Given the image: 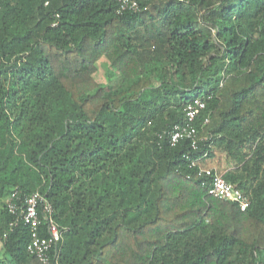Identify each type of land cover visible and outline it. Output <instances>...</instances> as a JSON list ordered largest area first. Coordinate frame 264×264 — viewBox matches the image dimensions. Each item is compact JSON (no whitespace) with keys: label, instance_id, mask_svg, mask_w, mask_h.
Here are the masks:
<instances>
[{"label":"trees","instance_id":"obj_1","mask_svg":"<svg viewBox=\"0 0 264 264\" xmlns=\"http://www.w3.org/2000/svg\"><path fill=\"white\" fill-rule=\"evenodd\" d=\"M140 3L119 13L115 0H0V242L10 264H42L27 250L30 227L9 229L15 188L52 203L59 264H264V0ZM196 96L207 102L195 121L206 139L173 146ZM220 143L246 211L209 194L185 158L208 165Z\"/></svg>","mask_w":264,"mask_h":264},{"label":"built area","instance_id":"obj_2","mask_svg":"<svg viewBox=\"0 0 264 264\" xmlns=\"http://www.w3.org/2000/svg\"><path fill=\"white\" fill-rule=\"evenodd\" d=\"M118 4V12L123 13L128 10H140L141 0H115ZM55 25V24H54ZM207 107V102L203 97L196 96L189 100L186 106V121L174 124L170 132L171 144L174 146L181 140L188 139L191 148H199V143L206 139L200 137L195 121L200 117L202 111ZM209 121V117L205 122ZM207 156V153L204 154ZM191 168L197 169L198 176L204 177V182L209 183V194L220 199L236 202L242 211H246L251 200L240 188L228 182L224 173L216 167L203 163L201 158H193L186 154ZM6 205L13 219L9 224L12 230L20 223L28 225L31 230V238L27 250L37 256L42 264L58 263V257L62 249L64 232L55 219L54 207L45 194L39 189L29 194L22 195V191L15 188L6 199ZM45 222L46 235H42L41 225Z\"/></svg>","mask_w":264,"mask_h":264},{"label":"crops","instance_id":"obj_3","mask_svg":"<svg viewBox=\"0 0 264 264\" xmlns=\"http://www.w3.org/2000/svg\"><path fill=\"white\" fill-rule=\"evenodd\" d=\"M234 163L235 161L233 160V157L230 155V153L226 152L223 149L220 150L219 154H216L207 160V164L209 166L216 167L219 171L223 172L224 174L228 172L229 170L237 168V166H235ZM0 243H1L0 250L2 251L4 257H6L3 243L2 242ZM0 263H1V259H0Z\"/></svg>","mask_w":264,"mask_h":264},{"label":"rangeland","instance_id":"obj_4","mask_svg":"<svg viewBox=\"0 0 264 264\" xmlns=\"http://www.w3.org/2000/svg\"><path fill=\"white\" fill-rule=\"evenodd\" d=\"M109 62L106 59H103L102 61H100L99 63V67H98V71L96 72V79H98L99 82H107L106 79V73L107 70L109 69ZM113 82H111L112 84ZM223 144H218L216 149V154L220 153V150L223 149L225 150V146ZM226 151V150H225ZM227 152V151H226ZM1 244V243H0ZM9 257H4L2 251L0 250V259H1V263L0 264H10V261L8 260Z\"/></svg>","mask_w":264,"mask_h":264}]
</instances>
